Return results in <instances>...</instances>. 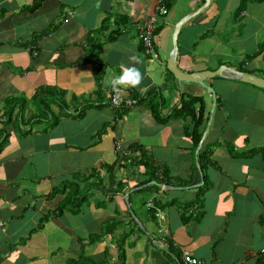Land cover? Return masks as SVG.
I'll return each instance as SVG.
<instances>
[{
    "label": "crops",
    "instance_id": "1",
    "mask_svg": "<svg viewBox=\"0 0 264 264\" xmlns=\"http://www.w3.org/2000/svg\"><path fill=\"white\" fill-rule=\"evenodd\" d=\"M37 1L0 0V264H67L79 257L113 264L118 251L114 240L123 236L125 264H182L183 252L200 264H257L264 254V89L215 77L206 81L212 95L200 85L177 81L165 68L174 27L204 0H178L166 15L156 13L158 0H41L31 9ZM240 1L212 0L180 28L181 71H215L226 65L264 78V2H249L234 17ZM153 15L155 27H161L155 35L157 62L142 52L135 31L138 22ZM117 16L129 24L106 43ZM107 20L101 54L72 66L86 54L88 33ZM30 47L35 57L27 51ZM133 54L142 59L135 66L143 76L135 89L140 96L161 90L162 117L179 107L181 94L203 98L206 122L197 147L184 130L188 120L162 124L145 103L114 121L110 81L120 75L121 65L132 66ZM100 66L106 70L98 87ZM43 87L65 93L66 109L51 105L59 115L54 126L53 116L38 117L31 100ZM120 93L125 98L127 89ZM6 99L18 103L11 105V117L3 115ZM88 104L80 118L73 116L79 105ZM206 148L210 154L201 169L198 153ZM144 154L155 175L142 163ZM88 174L93 175L89 204L80 214L65 211L50 217L30 234L64 196L44 197ZM201 192L203 201L195 202ZM148 202L163 212L170 238L158 233ZM105 227L102 243L88 242ZM166 240L170 252V246L162 248Z\"/></svg>",
    "mask_w": 264,
    "mask_h": 264
},
{
    "label": "trees",
    "instance_id": "2",
    "mask_svg": "<svg viewBox=\"0 0 264 264\" xmlns=\"http://www.w3.org/2000/svg\"><path fill=\"white\" fill-rule=\"evenodd\" d=\"M178 0H158L157 1V7L159 8H164L167 10V12L174 6L175 2ZM261 1L264 2V0H241L240 4L237 8L236 13L234 14V17L237 16L241 10H243L246 5L249 2H257ZM41 0H38L31 9H36L40 6ZM156 13L159 14L156 8ZM161 15V14H160ZM155 16V15H153ZM156 17V16H155ZM116 20V26L114 29L111 30L109 33L106 43L107 42H112L114 41L121 33L122 28L126 27L129 24V21L127 18L124 16H117L115 18ZM104 21L97 29L92 30L90 33H88L87 37V44H86V54L85 56L78 60L77 62L71 64L72 66H80L83 63H89L94 61L102 52L103 49V44L99 42L101 37H104L107 33L108 29V22ZM144 21V20H143ZM143 21L138 22L135 25V31L137 34H139V31L137 29L138 25L141 24ZM115 24V23H114ZM53 28H50L48 30H45L44 32L40 34H36L34 36V41H37L38 39L44 37L45 35H48L50 31ZM160 28L155 29V34H158L160 31ZM29 47V46H27ZM31 51L34 53L36 50L32 47H30ZM140 49L143 52L142 45L140 44ZM264 50V43L260 45V53ZM37 53V52H36ZM259 51L255 52L252 55H249L246 57V60H250L258 55ZM106 67L105 66H100L99 71L96 73L95 77H97L96 85L99 87L100 86V79L101 77L104 76L105 74ZM241 72H248L244 68H239L238 69ZM169 75L171 73L167 72ZM251 73V72H250ZM65 93L57 88H52V87H43L39 90H37L34 95L32 96L31 100L32 103L37 107V109L40 111L38 114V117L41 119H47L49 120V116H53L52 120V126H54L59 118V115L55 116L54 113L51 112V105L53 103L57 104L59 108H67V103L64 100ZM126 101H130L131 105L127 104L126 102L123 103V105L114 111V121L116 122L117 120L123 118L131 109V107L139 104L145 103L146 106L148 107L150 113L152 116L160 123L165 124L169 122L170 120H188L189 124H187L184 128L185 133L187 135H190L192 138L193 146L197 147L200 144L201 138H202V128L204 127V124L206 122V119L204 118L205 115V104L204 100L201 96H192L189 94H181L180 96V103L179 107H174L170 114L167 117H162L161 116V109L163 107L164 99L162 96V92L158 88H153L150 91H148L145 95L140 96L138 92L136 91L135 88H128L127 89V96L125 97ZM76 100V99H74ZM216 102L218 103V99H216ZM23 103V102H22ZM18 104L17 102L14 103V99H6L4 102V116H12L13 109L11 108V105H16ZM24 104V103H23ZM26 104V103H25ZM24 104V105H25ZM92 104L88 105H79V112H75L76 115H73L75 118H80L84 111L89 108ZM25 107V106H22ZM99 108V106H97ZM78 110V109H77ZM76 110V111H77ZM113 121V122H114ZM0 134L3 135V130H0ZM4 140V139H3ZM2 140V142H3ZM0 142V153L2 152L4 142ZM218 145V143H215L214 146ZM143 152V151H142ZM141 152V153H142ZM210 154V151L206 148L204 152H199L198 153V162L200 164L201 169H203V159H208V155ZM142 163L144 164L145 168L147 170H150L152 174H156V168L154 167L151 159L147 157L146 154L142 156ZM112 171V169H110ZM93 174V171L92 173ZM91 174H88L87 176H82L81 178H78V183L81 184V182H86L85 185L80 188L79 184L69 181V182H64L60 187H54V189L51 190V192L46 195L44 198L49 200L54 198L56 195H63V199L61 200L60 204L58 205L57 210L52 211L47 213L46 215L43 216V218L39 221V224L37 227L32 229L29 233H34L37 232L38 230H41L44 226V223L48 221L50 217H55L58 215H61L63 212H69L74 215L80 214V211L83 210L82 208L85 205L89 204V196H90V184L89 181L93 178ZM182 182V181H181ZM100 184V180L98 181ZM88 184V186H87ZM97 186V185H96ZM92 187V186H91ZM84 190V192H82ZM201 193H197L195 202L198 201V203L201 200ZM203 198V197H202ZM103 203V202H102ZM100 203V204H102ZM100 204H98L96 207H100ZM188 218V217H187ZM187 218L184 219L187 220ZM114 227H117V223H113ZM170 238V234L167 236ZM98 236L92 235L89 237L88 242L92 243L96 241ZM167 246L163 248V250H168V247L170 246L171 251V242L169 243V240H166ZM118 251H117V264H125L126 262V254H125V236L121 237L118 241L117 245ZM182 261V260H181ZM67 264H95L91 260H87L85 257H79L76 259H68ZM183 264V262H182ZM257 264H264V254L260 255V258L257 260Z\"/></svg>",
    "mask_w": 264,
    "mask_h": 264
},
{
    "label": "water",
    "instance_id": "3",
    "mask_svg": "<svg viewBox=\"0 0 264 264\" xmlns=\"http://www.w3.org/2000/svg\"><path fill=\"white\" fill-rule=\"evenodd\" d=\"M212 0H204V4L197 9L194 13L188 14L183 17L177 25L174 27V31L172 34V50L170 51L168 58L166 60V70L172 74V76L179 82L182 83H194L200 85L203 88H206L210 91L212 95H214V89L209 87L206 84V81L215 77L224 78L231 81H238L241 83H246L252 86H255L260 89H264V78L258 75L241 72L237 69L230 68L226 65H221L215 71H202V72H193V73H185L181 71L177 66V58H178V34L180 28L192 17L199 14L201 11H204ZM215 101V98L213 97ZM214 110V103L211 109V115ZM210 122V121H209ZM210 124V123H209Z\"/></svg>",
    "mask_w": 264,
    "mask_h": 264
},
{
    "label": "built area",
    "instance_id": "4",
    "mask_svg": "<svg viewBox=\"0 0 264 264\" xmlns=\"http://www.w3.org/2000/svg\"><path fill=\"white\" fill-rule=\"evenodd\" d=\"M161 1V0H160ZM157 11L159 12V14L161 15H166L167 14V10L164 8H159L157 7ZM155 23H156V17L155 16H150L148 18H146L141 24L138 25L137 29L139 31V39H140V43L142 45L143 48V52L146 54V56L151 59V61H154L158 58V54H157V50H156V44H155V39H154V33H155ZM31 48H28L27 51L29 53H31L34 57L35 55H37L36 52H32L30 50ZM126 102L127 104L131 105L130 101H126V99L121 95V93H117L114 92L112 90V95H111V99H110V104L115 107V108H120L123 103ZM147 208L149 209H153L154 211V216L159 224V229L158 231L160 233H164L167 237L168 236V231L165 230V228H163L160 224L163 221L164 217L162 212L157 209L156 207H154L152 202H148L146 204ZM163 248L166 247V245L162 246ZM181 259L183 264H192V262L194 261L195 264H200V262L193 258L188 252H183L181 255Z\"/></svg>",
    "mask_w": 264,
    "mask_h": 264
},
{
    "label": "clouds",
    "instance_id": "5",
    "mask_svg": "<svg viewBox=\"0 0 264 264\" xmlns=\"http://www.w3.org/2000/svg\"><path fill=\"white\" fill-rule=\"evenodd\" d=\"M99 6V5H97ZM156 29V27H155ZM155 33H154V39H155ZM141 44V43H140ZM156 44V42H155ZM156 50H157V45H156ZM144 53V52H143ZM145 54V53H144ZM157 54H158V50H157ZM146 55V54H145ZM148 58V57H147ZM149 59V58H148ZM151 60V59H149ZM159 60V54H158V58L154 61H151V62H157ZM129 62L132 66H125V65H121V73L119 76H114L111 81H110V85H111V88L114 92H121L122 90H126L128 88H137L142 80H143V76L139 70L138 67H136L135 65L137 64H140L142 62V59L141 57L138 55V54H133L132 56L129 57ZM112 95V94H111ZM110 99H111V96H110ZM110 102V101H109ZM111 105V104H110ZM112 106V105H111ZM113 107V106H112ZM115 108V107H113ZM116 109H119V108H116ZM153 203V202H152ZM154 205V204H153ZM147 207V206H146ZM156 207V206H154ZM157 209H159L161 211L160 208L156 207ZM149 209V208H148ZM153 211V209H151ZM162 212V211H161ZM163 214V212H162ZM152 215L154 216V211L152 212ZM164 217V215H163ZM154 219H155V222L157 224V231L159 229V224L154 216ZM163 222H164V219L163 221L161 222V226L164 228L163 226ZM167 230V229H165ZM159 234L166 236L164 233H160L158 231ZM168 235H169V232H168ZM166 238V237H165ZM163 248V247H162ZM192 264H195V262L193 261Z\"/></svg>",
    "mask_w": 264,
    "mask_h": 264
},
{
    "label": "rangeland",
    "instance_id": "6",
    "mask_svg": "<svg viewBox=\"0 0 264 264\" xmlns=\"http://www.w3.org/2000/svg\"><path fill=\"white\" fill-rule=\"evenodd\" d=\"M151 65L154 66V67H156L155 64H151ZM51 109H52V108H51ZM75 183L79 184L77 181H75ZM79 186H80V188H82V185H81V184H79ZM82 192H84V190H83ZM85 206H86V205H85ZM44 224H45V223H44ZM106 226H107V225H106ZM103 228H104V227H103ZM101 231H103V233H102L101 235H97V236H98V238H99L98 240L102 243V239H101V238L103 237L104 234L108 233V227H105L104 230L101 229ZM58 234H59V233H58ZM126 238H127V237H125V240H126ZM98 240H97V241H98ZM97 241H95L94 243H96ZM114 241H115V243L117 242V245H118V239H115ZM21 243H24V239L21 241ZM107 264H112V263H111V261H108ZM113 264H117V258H116V260H115V262H114Z\"/></svg>",
    "mask_w": 264,
    "mask_h": 264
}]
</instances>
